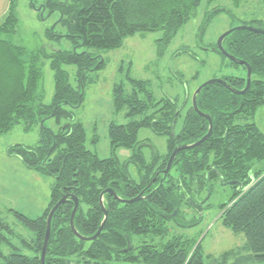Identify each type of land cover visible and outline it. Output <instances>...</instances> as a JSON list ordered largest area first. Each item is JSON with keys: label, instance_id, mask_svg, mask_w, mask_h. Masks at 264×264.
Instances as JSON below:
<instances>
[{"label": "trees", "instance_id": "obj_1", "mask_svg": "<svg viewBox=\"0 0 264 264\" xmlns=\"http://www.w3.org/2000/svg\"><path fill=\"white\" fill-rule=\"evenodd\" d=\"M34 0H31L32 5ZM202 0H47L50 12L61 13L59 23L67 25L73 38L93 48H121L125 39L137 33L163 31L170 43L191 19ZM264 1V0H263ZM264 29V23L255 21ZM243 22V25L253 26ZM19 18L16 0L0 24V136L24 122L30 130L40 128L37 147H21L27 166L52 178L51 199L42 216L30 219L15 212L16 218L32 232L21 239L23 248L33 255L16 253L12 244L13 229L0 223V264H41L47 218L51 209L65 195L79 199L75 227L83 237L94 236L104 220L101 194L108 188L123 200L145 191L150 196L133 204H123L111 194L103 203L108 219L99 237L85 242L73 234L70 219L74 202L68 198L52 220L46 264H205L201 243L182 234L200 220L183 217L184 208L203 214L207 200L221 183L235 192L221 205L222 222L234 233H243L246 244L224 253L220 258L208 256L209 264L264 263V133L255 122L264 107V35L249 31L234 32L223 42L224 49L252 69L251 87L244 95H235L220 84L206 87L198 97L199 110L211 116L213 132L197 148L181 151L164 179L163 171L177 146L201 140L209 130L207 119L199 115L192 98L182 106L176 100L157 99L149 81L128 78V85L117 84L113 90V108L123 123L111 122L107 128L111 155L101 159L87 147V132L80 122L61 126V120H73L66 106L79 104L80 93L69 84L64 65H77L82 74L90 66V55L60 51L53 54L55 93L50 104L44 103L40 91L43 72L40 51L27 52L13 41ZM48 36H54L53 31ZM216 52L221 54L217 49ZM229 66H242L231 63ZM100 64L95 70L102 69ZM245 74L246 68L243 67ZM84 76V74H83ZM87 76H84L86 79ZM232 87L243 90L245 77L222 78ZM55 119L58 130L48 128L44 119ZM151 130L166 136L167 152L145 155L140 131ZM95 139L93 144H96ZM127 149L131 156L123 160L118 151ZM134 160L138 179L133 182L130 165ZM133 244L131 252L124 251ZM12 252L6 254L2 247ZM132 246V245H131ZM246 253V254H244Z\"/></svg>", "mask_w": 264, "mask_h": 264}, {"label": "rangeland", "instance_id": "obj_2", "mask_svg": "<svg viewBox=\"0 0 264 264\" xmlns=\"http://www.w3.org/2000/svg\"><path fill=\"white\" fill-rule=\"evenodd\" d=\"M47 0H34L35 6ZM11 0H0V24L3 23ZM19 18L17 34L13 41L27 52L40 51V65L43 78L40 91L44 103L50 104L55 93L54 71L50 67L51 56L60 51L90 55V66L79 73L77 65H64L69 84L80 93L79 104L65 109L73 114V120L63 119L60 125L80 122L87 132V147L99 158L111 155L107 128L113 121L123 123L122 116H116L113 108V90L117 84L128 85V78L149 81L150 90L157 99L176 100L182 106L188 96L213 79L241 76L243 67L229 66L228 61L216 52L217 42L227 31L243 25V22L264 23L263 0H202L201 4L170 43H166L163 31L137 33L125 39L121 48L107 50L83 45L73 38L67 25L59 23L61 13L44 10L43 16L33 7L31 0H16ZM257 26V23H253ZM53 31L54 36H48ZM3 39L10 37L0 36ZM103 68L95 70L98 65ZM192 98V96H191ZM255 122L264 133V107L256 114ZM48 128L58 130L55 119L47 121ZM40 128L28 129L24 122L15 125L11 132L0 136V223H7L13 229L11 242L16 253L33 255L23 248L21 239H30L32 232L16 218L15 212L30 219L42 216L51 199L52 178L39 170L31 169L23 161L21 147L34 149L40 139ZM98 139L96 144H93ZM139 139L146 143L145 155L151 159L158 153L167 152L166 136L157 135L148 129L140 131ZM121 159L129 158L131 151H118ZM213 191L204 192L207 200L203 214L183 209V217L189 221L200 220L195 227L182 230V234L195 238L201 243L204 263L208 256L220 258L224 253L244 247L243 233H234L224 226L221 205L235 192L221 183L212 185ZM8 254V246L2 247ZM246 254V253H244ZM235 262L232 259L229 264ZM248 264H264L249 262Z\"/></svg>", "mask_w": 264, "mask_h": 264}, {"label": "water", "instance_id": "obj_3", "mask_svg": "<svg viewBox=\"0 0 264 264\" xmlns=\"http://www.w3.org/2000/svg\"><path fill=\"white\" fill-rule=\"evenodd\" d=\"M33 7L36 9V11L40 12L41 15L43 16V12L45 10V5L42 4L40 6H35V4H33ZM239 31H249L251 33H255V34H259V35H264V29H260V28H257L255 26H250V25H242V26H239V27H235L229 31H227L226 33H224L223 35L220 36V38L218 39V42H217V50L223 54V56L228 59L231 63L233 64H236V65H239V66H242V67H245L246 68V71H247V76H246V86L244 87L243 90H239V89H236L234 87H232L227 81H224L222 79H213V80H210V81H207L206 83H204L203 85H201L200 87H198L193 96H192V105H193V108L195 109V111L201 115L203 118L207 119L208 123H209V130H208V133L201 139L199 140L198 142L194 143V144H191V145H180V146H177L174 151L172 152L169 160H168V163H167V167L166 169L163 171V175H164V179L170 174L171 172V169H172V166L174 164V161L177 157V155L181 152V151H186V150H191V149H194V148H197L199 147L200 145H202L205 141H207L212 132H213V121H212V118L210 115L208 114H204L202 113L199 108H198V97L199 95L201 94V92L208 86H211V85H214V84H220L222 86H224L227 90H229L231 93L235 94V95H244L251 87V80H252V69L250 67V65L243 61V60H239L237 58H235L234 56H232L231 54H229L223 47V42L224 40L229 36L231 35L232 33L234 32H239ZM48 118L44 119L43 122L41 123V125L43 126L44 122L47 121ZM112 194L113 197L123 203V204H133V203H136V202H139L143 199H148L150 196H144L145 194V191L141 192L137 197L133 198V199H129V200H123L121 199L114 190L112 189H106L102 194H101V197H100V205L102 207V210L104 212V220L102 222V224L100 225L97 233L92 236V237H83L76 229L75 227V216L79 210V206H80V203H79V199L75 196H70V195H65L63 196L59 201L58 203L51 209L49 215H48V218H47V227H46V234H45V239H44V244H43V250H42V254H41V264H46V256L48 254V247H49V242H50V237H51V228H52V220L56 214V212L59 210V208L65 203L66 200H68V198H70L73 202H74V210L72 212V216H71V219H70V226H71V230L73 232V234L75 235V237H77L78 239L82 240V241H85V242H91L95 239H97L99 237V235L101 234V232L103 231L104 229V226L107 222V219H108V210L105 208L104 206V203H103V197H104V194ZM131 249V245H129V248L128 250ZM126 250V251H128Z\"/></svg>", "mask_w": 264, "mask_h": 264}, {"label": "flooded vegetation", "instance_id": "obj_4", "mask_svg": "<svg viewBox=\"0 0 264 264\" xmlns=\"http://www.w3.org/2000/svg\"><path fill=\"white\" fill-rule=\"evenodd\" d=\"M126 159H128V158H125V159H123V160H126ZM127 161H129V163H130V165H128V168H130V176H131V178H132V181L133 182H135L137 179H138V172H137V169H136V167H135V165H134V160H132V159H130V160H127ZM108 189H110V188H108ZM107 194H109V193H107ZM105 195V194H104ZM112 195V194H111ZM113 196V195H112ZM102 208V207H101ZM195 209H196V212L198 211V207H195ZM132 246H131V249L130 250H128V248H129V244L128 245H126V247L123 249L124 251H126V250H128L127 252H131L132 250H133V244H131Z\"/></svg>", "mask_w": 264, "mask_h": 264}, {"label": "bare ground", "instance_id": "obj_5", "mask_svg": "<svg viewBox=\"0 0 264 264\" xmlns=\"http://www.w3.org/2000/svg\"><path fill=\"white\" fill-rule=\"evenodd\" d=\"M212 135V134H211Z\"/></svg>", "mask_w": 264, "mask_h": 264}]
</instances>
